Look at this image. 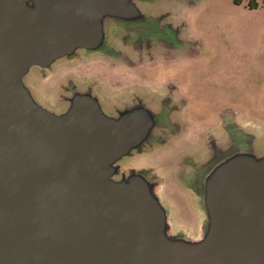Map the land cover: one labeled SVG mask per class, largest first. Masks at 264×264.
<instances>
[{
  "label": "water",
  "instance_id": "water-1",
  "mask_svg": "<svg viewBox=\"0 0 264 264\" xmlns=\"http://www.w3.org/2000/svg\"><path fill=\"white\" fill-rule=\"evenodd\" d=\"M157 2L0 0V264H264L259 137L224 116L199 150L182 147L172 164L198 208L192 232L174 227L157 166L122 167L179 131L172 98L108 102L65 79L46 101L36 83L122 38L143 56L174 31L157 26Z\"/></svg>",
  "mask_w": 264,
  "mask_h": 264
},
{
  "label": "rangeland",
  "instance_id": "rangeland-1",
  "mask_svg": "<svg viewBox=\"0 0 264 264\" xmlns=\"http://www.w3.org/2000/svg\"><path fill=\"white\" fill-rule=\"evenodd\" d=\"M258 1L260 5L256 9H249L233 0H158L157 4L162 3L165 8L156 15L157 26H174L173 33L161 37L162 41L143 56H137L135 42L116 40L114 53L102 58L130 67L149 63L153 75L159 73L162 79L172 82L166 88L154 86L152 93L172 98L179 112L175 124L184 120L190 126L210 124L224 106L222 112L228 131L233 134L235 125L242 136L253 133L260 138L259 142H264V3ZM92 56L99 54L89 57ZM33 73L43 75L39 71ZM48 77L36 83L46 101H54L64 80L52 82ZM92 79V82L77 81L93 83L108 102L111 98L124 99L123 88L111 94L101 77ZM181 128L182 124L173 138L152 155L124 159L122 167H138L144 163L157 166L164 175L163 201L172 212L174 227L191 225L189 230L195 232L198 208L186 186L177 181L172 162L180 157L183 149L179 143L188 137L191 141L196 132L187 134V129ZM199 138L189 144L193 150H199L206 143V136L200 142Z\"/></svg>",
  "mask_w": 264,
  "mask_h": 264
},
{
  "label": "flooded vegetation",
  "instance_id": "flooded-vegetation-1",
  "mask_svg": "<svg viewBox=\"0 0 264 264\" xmlns=\"http://www.w3.org/2000/svg\"><path fill=\"white\" fill-rule=\"evenodd\" d=\"M149 63H140L136 66H126L117 64L113 61H104L102 56H86L81 60L70 64L68 66L61 67L58 72L55 74L53 78H50L52 82H56L59 79H76L85 81L93 80L92 78L101 77L108 87L111 89V94H113V90H126L127 92L131 91H139L143 93H151L153 87H167V84H172V82H168L166 78L162 79L159 76V73L152 74L153 71H150ZM175 86V85H174ZM165 91V90H164ZM224 106L218 111V114L215 120L207 125L199 126H190L189 122L184 120L181 122L182 130L184 128L187 129L186 133L189 131H195L194 138L189 141V137L187 141L181 142L179 145L181 147H191L189 144L194 143L195 139L200 136L199 140L203 133L217 129L221 124L224 123V112H222ZM180 129V131H181Z\"/></svg>",
  "mask_w": 264,
  "mask_h": 264
},
{
  "label": "trees",
  "instance_id": "trees-1",
  "mask_svg": "<svg viewBox=\"0 0 264 264\" xmlns=\"http://www.w3.org/2000/svg\"><path fill=\"white\" fill-rule=\"evenodd\" d=\"M235 4H244L249 9H256L260 2L258 0H233ZM262 3H264V0H262Z\"/></svg>",
  "mask_w": 264,
  "mask_h": 264
}]
</instances>
